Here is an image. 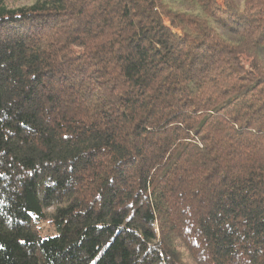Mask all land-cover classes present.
<instances>
[{
	"label": "trees",
	"instance_id": "16d2710c",
	"mask_svg": "<svg viewBox=\"0 0 264 264\" xmlns=\"http://www.w3.org/2000/svg\"><path fill=\"white\" fill-rule=\"evenodd\" d=\"M0 264H264V0H0Z\"/></svg>",
	"mask_w": 264,
	"mask_h": 264
},
{
	"label": "rangeland",
	"instance_id": "374dc122",
	"mask_svg": "<svg viewBox=\"0 0 264 264\" xmlns=\"http://www.w3.org/2000/svg\"><path fill=\"white\" fill-rule=\"evenodd\" d=\"M223 0H219L220 3H222ZM168 23V22H167ZM44 226H47V225H44Z\"/></svg>",
	"mask_w": 264,
	"mask_h": 264
}]
</instances>
